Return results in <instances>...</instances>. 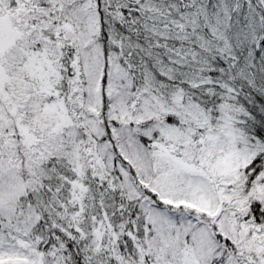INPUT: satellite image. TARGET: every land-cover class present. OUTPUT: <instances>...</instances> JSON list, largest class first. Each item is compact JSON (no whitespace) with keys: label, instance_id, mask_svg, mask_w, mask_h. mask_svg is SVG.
<instances>
[{"label":"snow or ice","instance_id":"snow-or-ice-1","mask_svg":"<svg viewBox=\"0 0 264 264\" xmlns=\"http://www.w3.org/2000/svg\"><path fill=\"white\" fill-rule=\"evenodd\" d=\"M0 264H264V0H0Z\"/></svg>","mask_w":264,"mask_h":264}]
</instances>
